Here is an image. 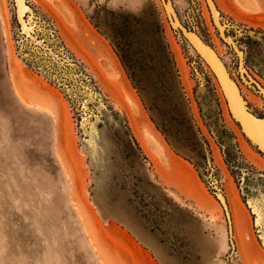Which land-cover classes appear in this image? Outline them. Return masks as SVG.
<instances>
[{
  "label": "rangeland",
  "instance_id": "374dc122",
  "mask_svg": "<svg viewBox=\"0 0 264 264\" xmlns=\"http://www.w3.org/2000/svg\"><path fill=\"white\" fill-rule=\"evenodd\" d=\"M25 1L33 36L71 65L34 52L11 0H0V264H264V157L227 116L212 74L171 32L159 0ZM170 1L263 118V101L240 80L204 0ZM212 1L243 60L264 74V0L257 13ZM155 23L177 88L144 99L109 37L122 29L150 67L144 77L161 83L159 66L148 65ZM244 68L264 89V78ZM149 136L160 153L146 147ZM211 184L227 208L233 187L247 239L231 219L229 238Z\"/></svg>",
  "mask_w": 264,
  "mask_h": 264
},
{
  "label": "water",
  "instance_id": "95a60500",
  "mask_svg": "<svg viewBox=\"0 0 264 264\" xmlns=\"http://www.w3.org/2000/svg\"><path fill=\"white\" fill-rule=\"evenodd\" d=\"M11 2L13 5L15 21L18 25L20 35L28 43H30V39L22 33V28L19 24L18 17L22 16L21 19L22 22H24L25 26L27 28H32V31H30V33L28 34L29 37L34 40L31 45L32 50L42 56V58L45 60H49L51 54L56 59H60L59 63L66 61L65 64L71 65V63L66 58H59L58 55L54 54L50 49H48V47L43 45V43L38 41L33 36V26L26 21V18L27 20L29 18H32L33 20V13L27 2L25 0H11ZM159 2L161 3L163 12L166 16L167 24L171 32H173V34L179 40L185 42L187 46L193 51L195 57L198 58L208 68L221 90L230 119L237 126L238 130L247 140V142L258 152V154L264 157V117L258 118L253 113H251L237 85L232 80L223 62L217 57L213 49L209 45H207L193 30L184 27L180 23L174 12L171 1L159 0ZM205 4L209 12L211 23L215 28L220 40L224 42V44H226L230 50H232L236 55L239 56L238 67L240 68L241 61L243 63V53L237 48L234 39L226 35L227 30L231 28V26L221 20L220 14L212 0H205ZM241 71L242 74H240L239 76L242 82L247 85H252L264 101V89L248 75L247 71L243 69V67H241ZM211 187L213 190L214 198L217 200L223 211L227 224V233L229 238H231L232 232L230 217L227 211L226 201L214 184H211ZM230 244L232 246L231 242Z\"/></svg>",
  "mask_w": 264,
  "mask_h": 264
},
{
  "label": "trees",
  "instance_id": "16d2710c",
  "mask_svg": "<svg viewBox=\"0 0 264 264\" xmlns=\"http://www.w3.org/2000/svg\"><path fill=\"white\" fill-rule=\"evenodd\" d=\"M151 48L153 50L152 59L148 60V65L157 64L161 69L160 75L161 83L158 81L150 84L144 77L146 71L150 69L142 62L144 56H138L139 53L133 50L126 41L122 29L114 31L112 37H109L111 47L113 48L121 66L123 67L129 81L134 89L144 98L147 99L149 95L157 96L159 92L169 93L171 90L176 89L174 62L169 52V49L164 42L163 28L158 23L154 24L151 32ZM247 66L251 71L259 77L264 78L256 66L246 61ZM152 69V68H151ZM151 109H156L154 104Z\"/></svg>",
  "mask_w": 264,
  "mask_h": 264
},
{
  "label": "bare ground",
  "instance_id": "6f19581e",
  "mask_svg": "<svg viewBox=\"0 0 264 264\" xmlns=\"http://www.w3.org/2000/svg\"><path fill=\"white\" fill-rule=\"evenodd\" d=\"M236 1H237L238 5L241 8H243L244 10H246L249 13H257L259 11L256 0H236ZM204 2H205V0H204ZM208 16H209V12H208ZM21 18H22V16L18 17L19 24L21 25V28H22V33L25 34L26 36H29L28 34L30 33V28H27L25 26V24H24V22H22ZM209 18H210V16H209ZM209 20L211 21V19H209ZM31 40L34 42L33 39H31ZM236 56H237V62H238L239 61V56L238 55H236ZM217 57H218V55H217ZM62 59H65V58L62 57ZM58 62H59V60H58ZM65 63H66V61H63L60 64H65ZM240 65H241V67H243L242 61H241ZM241 67L240 68L238 67V74L239 75L242 74ZM243 69H244V67H243ZM218 89H219L220 94L222 96V93H221V90H220L219 86H218ZM222 100L224 102V108H225V111L227 113V116H229V114L227 112L226 105H225V101L223 99V96H222ZM149 138H150V136H149ZM149 138H147V146L146 147H150L157 154L160 153L159 146L153 140H151V138L150 139ZM215 162L219 163V157L216 154H215ZM227 192H228V200L227 201H228V207H229V208H227V211H228L229 217L231 219L232 228L235 230V233L238 236V239L242 240V237L247 239V237H248L247 231H248V228H249V218H248L247 211L245 210L244 206L241 204L240 200L238 199V197H237V195H236V193H235V191H234V189H233V187L231 185L229 187V191H227ZM244 233H245V235H243Z\"/></svg>",
  "mask_w": 264,
  "mask_h": 264
},
{
  "label": "flooded vegetation",
  "instance_id": "af4514ba",
  "mask_svg": "<svg viewBox=\"0 0 264 264\" xmlns=\"http://www.w3.org/2000/svg\"><path fill=\"white\" fill-rule=\"evenodd\" d=\"M244 65L245 66H247V63H246V61H244L243 60V67H244ZM237 66H238V62H237ZM247 68H249L248 66H247ZM245 69V68H244ZM246 70V69H245ZM249 70L251 71V69L249 68ZM247 71V70H246ZM237 72H238V69H237ZM248 73V72H247ZM248 75H249V73H248ZM256 75V74H255ZM239 76V75H238ZM253 80H255L251 75H249ZM257 76V75H256ZM259 77V76H258ZM232 78V77H231ZM239 78H240V76H239ZM260 78H262V77H260ZM232 80L235 82V84L237 85V81H235V79H233L232 78ZM240 80H241V78H240ZM242 81V80H241ZM256 81V80H255ZM257 82V81H256ZM258 83V82H257ZM259 84V83H258ZM260 85V84H259ZM252 86V85H251ZM261 86V85H260ZM237 87H238V85H237ZM238 89H239V87H238ZM255 89V88H254ZM256 90V89H255ZM258 94V93H257ZM260 96V95H259ZM262 99V98H261ZM263 101V100H262ZM263 104H264V101H263Z\"/></svg>",
  "mask_w": 264,
  "mask_h": 264
}]
</instances>
